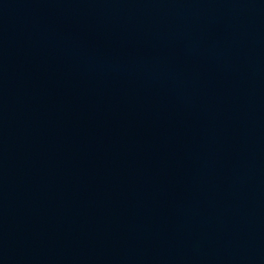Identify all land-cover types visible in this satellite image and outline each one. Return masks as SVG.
<instances>
[{
	"label": "water",
	"instance_id": "water-1",
	"mask_svg": "<svg viewBox=\"0 0 264 264\" xmlns=\"http://www.w3.org/2000/svg\"><path fill=\"white\" fill-rule=\"evenodd\" d=\"M0 264H264V0H0Z\"/></svg>",
	"mask_w": 264,
	"mask_h": 264
}]
</instances>
